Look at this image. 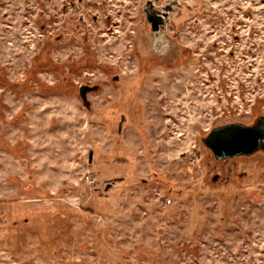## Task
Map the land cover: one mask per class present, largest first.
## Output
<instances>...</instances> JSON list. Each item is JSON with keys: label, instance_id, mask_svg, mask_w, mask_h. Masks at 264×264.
Returning <instances> with one entry per match:
<instances>
[{"label": "rangeland", "instance_id": "374dc122", "mask_svg": "<svg viewBox=\"0 0 264 264\" xmlns=\"http://www.w3.org/2000/svg\"><path fill=\"white\" fill-rule=\"evenodd\" d=\"M0 57V264H264V154L203 141L264 116V0H0Z\"/></svg>", "mask_w": 264, "mask_h": 264}, {"label": "water", "instance_id": "95a60500", "mask_svg": "<svg viewBox=\"0 0 264 264\" xmlns=\"http://www.w3.org/2000/svg\"><path fill=\"white\" fill-rule=\"evenodd\" d=\"M163 25L166 19L159 18ZM166 20V21H165ZM153 30L156 23L153 19ZM94 87L83 86L81 97L89 106L88 92ZM204 144L213 152L217 160L237 158L239 156H252L258 152H264V116L258 117L253 123L232 122L214 127L203 139Z\"/></svg>", "mask_w": 264, "mask_h": 264}, {"label": "crops", "instance_id": "0c3cea01", "mask_svg": "<svg viewBox=\"0 0 264 264\" xmlns=\"http://www.w3.org/2000/svg\"><path fill=\"white\" fill-rule=\"evenodd\" d=\"M6 46L9 48V45H6ZM16 46H17V44L14 45V48H17ZM11 57H12L13 63L10 65L11 68L9 67V70H10V72L12 74V73L18 72V68H21L22 66L20 65L21 62H20V59H19V57L17 55H15V56L12 55ZM0 59H1V57H0ZM0 90L3 91L2 89H0ZM6 97H8V98L10 97L13 100V101H9V102L11 104V107H13L15 105V108H14L15 113L18 112L22 107H25V106H30L31 107V111L28 114H33L35 112L38 114V113L42 112L40 107H36V104H37L38 101L35 102L32 99L29 100L30 98H27L28 100L18 99L11 92H8V93L6 92L5 93V99H7ZM45 111H46V109H45Z\"/></svg>", "mask_w": 264, "mask_h": 264}, {"label": "flooded vegetation", "instance_id": "af4514ba", "mask_svg": "<svg viewBox=\"0 0 264 264\" xmlns=\"http://www.w3.org/2000/svg\"><path fill=\"white\" fill-rule=\"evenodd\" d=\"M175 5L174 4H169V5H167V6H165L164 7V9L162 10V11H160L158 14H155L154 16H153V20L155 21L154 23H156V28H155V30H153V27H152V22H151V27H152V30L154 31V32H161V30L162 29H164L165 27H166V25H167V23H168V19H169V16H170V14L175 10ZM159 18H161V19H166L165 21H166V23L163 25V23H161V21H160V19ZM83 86H90V85H81L80 86V88H79V93L81 92V88L83 87ZM90 92H92V91H90ZM90 92H88V94L90 93ZM88 94H87V98H88ZM80 97H81V94H80ZM81 99H82V97H81ZM83 100V99H82ZM84 102V101H83ZM119 104V103H118ZM121 104V103H120ZM260 117V116H259ZM210 150V149H209ZM211 151V150H210ZM211 153H213L212 151H211ZM258 153H263L264 154V152L263 151H261V152H258ZM257 154V153H256ZM255 155V154H254ZM213 156H214V154H213ZM242 157H247V156H239V157H237V158H230V159H224V160H217L216 159V157L214 156V159H215V161L217 162V163H227V162H230V161H232V160H234V159H238V158H242ZM94 182V181H93Z\"/></svg>", "mask_w": 264, "mask_h": 264}, {"label": "clouds", "instance_id": "9594fccd", "mask_svg": "<svg viewBox=\"0 0 264 264\" xmlns=\"http://www.w3.org/2000/svg\"><path fill=\"white\" fill-rule=\"evenodd\" d=\"M156 47V50L159 51V52H163L167 49L168 47V43L166 41V39L161 35V36H158L155 40H154V46H157Z\"/></svg>", "mask_w": 264, "mask_h": 264}]
</instances>
